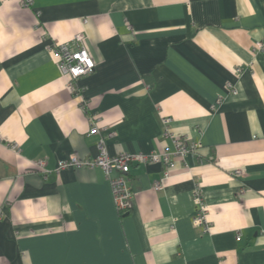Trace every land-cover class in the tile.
I'll use <instances>...</instances> for the list:
<instances>
[{
    "label": "crops",
    "instance_id": "0c3cea01",
    "mask_svg": "<svg viewBox=\"0 0 264 264\" xmlns=\"http://www.w3.org/2000/svg\"><path fill=\"white\" fill-rule=\"evenodd\" d=\"M32 1L0 0V264H264V0ZM80 32L81 97L48 48ZM162 118L199 147L162 181L133 165L127 213L100 168L34 167L92 160L99 138L110 156L172 151Z\"/></svg>",
    "mask_w": 264,
    "mask_h": 264
},
{
    "label": "built area",
    "instance_id": "2783aa9c",
    "mask_svg": "<svg viewBox=\"0 0 264 264\" xmlns=\"http://www.w3.org/2000/svg\"><path fill=\"white\" fill-rule=\"evenodd\" d=\"M19 4L23 8H30L33 4L32 0H19ZM86 23L87 20L83 19ZM73 48H70L65 43H52L48 46L49 50L56 58L57 66L62 76L67 78V89L75 96L81 97L83 88L77 86L76 81L84 76L91 74L95 68V63L91 58L87 48L84 45V34L77 33L74 35ZM263 44L258 42L255 44L257 50L262 49ZM236 73H241V68H236ZM232 87V86H229ZM233 90V89H232ZM233 92H235L233 90ZM218 103V101H217ZM83 110L89 116L91 121V128L87 133V136L97 135L101 128L97 125V118L92 115L88 109V103H82ZM170 118H162L161 123L163 126L162 135L164 137H170L172 141V151H151L149 153H119L114 156H110L106 150L104 139L99 138L97 141V156L92 159H79L77 156L72 155L66 159L57 162L55 169L50 170L47 168L45 160H38L34 162L36 171L47 178L52 173H59L64 169H77L81 167L85 168H100L109 181L111 186V193L113 204L116 210L121 213H127L131 208L133 193L129 187V180L127 178L130 168L133 165H147V164H159L162 167V180L170 177L171 172L176 169L177 163L185 160L186 156L196 151L199 147L198 143L189 142L182 136H173L169 130ZM13 149L17 146H12ZM160 182H156L153 185V190H159L162 185ZM192 200L195 205L196 213L193 216V225L200 229L202 233H209V223L206 218L207 205L204 203V198L199 190V187H195L192 193ZM4 216L2 208H0V219ZM239 236L236 237L238 241Z\"/></svg>",
    "mask_w": 264,
    "mask_h": 264
}]
</instances>
